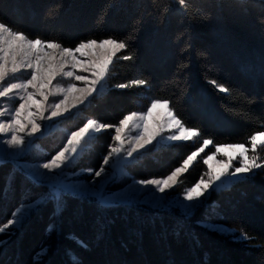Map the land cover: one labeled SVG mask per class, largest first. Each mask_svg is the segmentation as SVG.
I'll list each match as a JSON object with an SVG mask.
<instances>
[{
  "label": "trees",
  "instance_id": "1",
  "mask_svg": "<svg viewBox=\"0 0 264 264\" xmlns=\"http://www.w3.org/2000/svg\"><path fill=\"white\" fill-rule=\"evenodd\" d=\"M187 3L182 9L177 0H0V21L73 48L82 40L130 36L129 49L118 55L134 58L115 59L105 91L78 112L72 130L89 118L115 125L153 99L168 100L200 135L194 143L153 146L128 166L136 179L160 178L205 138L214 145H247L252 134L264 131V0ZM134 79H146L148 86L115 87ZM209 80L230 92H219ZM111 135L97 134L74 168L96 167ZM37 144L41 157L54 147L51 139ZM204 156L179 177L177 192L204 175ZM12 172L11 163L0 165V225L21 200L45 191L18 171L8 188ZM202 222L236 228V235L243 228L251 239L235 241ZM2 240L0 264H264V169L213 192L188 217L175 209L100 206L67 196L61 209L44 204L20 230L0 235Z\"/></svg>",
  "mask_w": 264,
  "mask_h": 264
},
{
  "label": "snow or ice",
  "instance_id": "2",
  "mask_svg": "<svg viewBox=\"0 0 264 264\" xmlns=\"http://www.w3.org/2000/svg\"><path fill=\"white\" fill-rule=\"evenodd\" d=\"M177 3L182 9L189 7L187 0H177ZM130 38H92L80 41L73 48L55 40L32 38L26 32L0 21V98L20 101L14 111L10 112L7 108L0 110V117H11L7 122L0 120V134L5 137L0 139V165H13L8 188L18 171L33 186L45 189L32 200H21L10 217L0 225V233L10 235L20 230L26 220L48 202L54 203L58 210L61 209L67 196L92 198L100 206H112L125 202L130 195L154 189L160 196L153 193L152 201L157 208L163 207L165 192L178 183L179 177L189 170L199 153L214 145L211 138L203 139L198 151L188 155L182 165L166 177H130L126 169L137 161L139 155L145 154L144 150L149 145L156 142L159 147L165 141H188L200 135L199 129L184 125L168 100L153 99L146 112H130L115 125L89 118L82 126L66 135V142L47 161L22 162L34 142L32 138L53 127L52 124L42 122H59L60 118L66 117L74 109L90 104V98L105 91V82L115 59L130 61L134 58L132 54L118 55L129 49ZM19 73H26L27 77L10 79ZM64 80L69 82L64 84ZM148 83L146 79H134L115 87H146ZM209 83L221 93L230 92L227 86L216 80H209ZM156 109H163L164 116L162 119L153 118L149 123V117L153 116ZM107 129L114 130L111 137L113 143L109 145L99 168L81 169L80 173L68 171L90 149L92 142L98 138L96 134ZM133 132L136 134L133 135ZM166 132L170 134L164 136ZM248 144L250 148L239 143L214 145L215 151L207 155L203 163L208 165L220 153L226 155L227 159L216 161V170L209 168L204 174L206 179L202 176L192 187L184 190L182 200L178 198L168 207L179 208L184 216H191L193 210L202 207L213 192L227 189L247 179L255 170L264 169V155H261L264 153V131L252 134ZM4 145H7V149ZM234 161H238V166ZM85 172L91 177L90 180L81 179ZM125 177L131 181L127 191L121 196L108 192L110 184ZM207 227L235 241L251 239L243 228L236 235V228L222 224L212 223Z\"/></svg>",
  "mask_w": 264,
  "mask_h": 264
},
{
  "label": "rangeland",
  "instance_id": "3",
  "mask_svg": "<svg viewBox=\"0 0 264 264\" xmlns=\"http://www.w3.org/2000/svg\"><path fill=\"white\" fill-rule=\"evenodd\" d=\"M26 77H27V74L26 73H19V74L16 75V77L10 78V79H12V80H19V79H24ZM68 82H69L68 80H64L63 81L64 84H67ZM76 83H79V82H76ZM105 89H106V82H105ZM55 99H58V98H55ZM19 102L20 101L18 99H4V98H0V110H2V108H7L10 112L11 111H14L15 107H18ZM149 106H150V104L146 108L141 109V110H138L136 112H146L147 111V108ZM83 107H85V106L82 105L78 109H74L71 113L66 114V117L60 118V121L59 122L58 121L42 122V123L52 124L53 127H52V129L50 131H46V132H44L42 134H38L37 137H33L32 138L34 142L31 145V147L29 148L28 153L25 155L27 157L24 156L22 158V162L39 163L41 161H47L48 159H50L51 156L54 155L62 147L63 143L66 142V135L69 134L71 131H73L72 128L75 127V126H73L72 123H73L74 119L78 115L80 116L79 113H80V110ZM163 116H164V110L163 109H156L153 112V116L152 117H149L148 122L151 123V121H152L153 118L162 119ZM10 118H11L10 116L6 115L4 117H0V120H3L5 122H7V121L10 120ZM68 125H70V127H68ZM76 129L77 128H75L74 130H76ZM103 131H110L112 133V135L114 134V130L113 129H107V130H103ZM132 134L135 135L136 133L133 132ZM169 134L170 133H167L166 132L164 134V136H167ZM112 135H111V137H112ZM3 138H5V137L2 134H0V139H3ZM43 139L44 140H46V139L47 140H50L51 139L52 140V143L54 145V147L52 148V151H50L49 155H47L45 157H41L40 153L42 151V148L37 144L38 141H41ZM197 139H198V137H194V138H192L191 140H188V141H177V142H167V141H165L161 145H169V144H172V143H181V142L194 143ZM112 143H113V141L111 140V142L109 143V145H111ZM202 144H203V141L191 153L198 151V149L202 146ZM109 145L106 148V151L102 155V157H101L100 161L98 162L97 166L96 167H89V168H92V169H98L99 168L100 164L102 163L103 156L106 155L107 152H108ZM153 146H156V142H154L152 145H149L148 148L144 150V152H146L149 148H151ZM246 146H248L250 148V145L249 144H247ZM3 147L5 149H7V145H4ZM209 150H210V152L208 153ZM214 151H215V147L214 146L212 147L210 145L208 148H205L204 152L199 153L198 157L200 155H205L202 158V161H203L205 158H207V155H210ZM229 154H231V153H229ZM140 156L141 155H139V157ZM226 159H227V156L224 155L223 153L218 154L216 156V159L215 160L209 161L208 165H205L204 164L205 165V169H206L205 173L207 171H209V168H211L213 170H216L218 168V164H217L216 161H218V160H226ZM234 164H236L238 166V161H234ZM81 169H88V168H85V167H82V168H74V164H73L72 167L68 169V171L80 173ZM126 171L128 172V174L130 176V173L128 171V168L126 169ZM84 178L89 179V180L91 179V177L88 176L86 172L83 173V175L81 176V179H84ZM204 178L206 179L207 177L204 176ZM130 183H131L130 179H128V177H125L122 180H120V181H118V182H116L114 184H110L108 186V189L107 190H108L109 193L115 194L116 196H121L125 191H127L128 184H130ZM176 185L172 189H170V190H168V191L165 192V194H164L165 200L163 201V204H164L163 207L157 208L155 206L154 202L152 201V195H153V193L157 197L160 196L159 193H155L154 189L146 190L142 194H138V195H135V196H131L130 195L129 198L125 202H122V204H126V205L137 204V205H140V206H143V207L150 208L152 210H169V209H175V210H177V211H179V212L182 213V210L179 209V208H176V207H168V205L172 201H175L178 198L182 200V194H183L184 191L177 192V190L175 189L176 188ZM137 187H139V186H137ZM90 199H92V198H90ZM200 224L208 229L207 225L212 224V222H202ZM0 235H2V233H0ZM4 241L5 240L0 241V245Z\"/></svg>",
  "mask_w": 264,
  "mask_h": 264
}]
</instances>
